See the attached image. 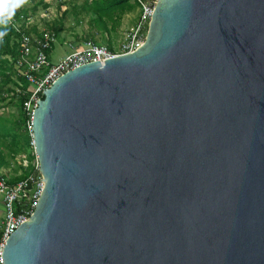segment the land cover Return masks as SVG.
<instances>
[{"label": "water", "instance_id": "obj_1", "mask_svg": "<svg viewBox=\"0 0 264 264\" xmlns=\"http://www.w3.org/2000/svg\"><path fill=\"white\" fill-rule=\"evenodd\" d=\"M31 135L45 186L4 264H264V0H157Z\"/></svg>", "mask_w": 264, "mask_h": 264}, {"label": "built area", "instance_id": "obj_2", "mask_svg": "<svg viewBox=\"0 0 264 264\" xmlns=\"http://www.w3.org/2000/svg\"><path fill=\"white\" fill-rule=\"evenodd\" d=\"M133 1L139 4L140 12L137 22L125 33L119 50L93 39H87L73 45V52L59 63L53 64L50 61V51L57 38L55 31L50 29L33 31L29 13L23 3H16L15 0H0V8L6 4L12 5L0 16V19L5 20V24L14 29L19 53L14 63L16 71L14 78L19 85L15 86L12 95L26 96L23 109L31 130L34 109L38 101L42 98L44 90L61 75L89 62H105L117 55L133 53L145 43L157 0ZM1 40L4 41V38L2 37ZM24 81L28 84L27 87H24ZM24 166H30L31 172L16 182H12L11 175L0 169V194L4 203V214L0 219V264H4L3 244L12 232L31 217L45 186L37 156L31 164L26 160Z\"/></svg>", "mask_w": 264, "mask_h": 264}, {"label": "rangeland", "instance_id": "obj_3", "mask_svg": "<svg viewBox=\"0 0 264 264\" xmlns=\"http://www.w3.org/2000/svg\"><path fill=\"white\" fill-rule=\"evenodd\" d=\"M86 1L90 0H25V2H23L25 10L29 13L28 15L32 26H36L39 31L52 30L50 25H55V27L61 29V33L57 35L52 50L50 51V61L53 64L59 63L69 53L73 52V45L80 44L87 39H93L107 46H109L108 41H110L111 45L119 50L125 33L137 22L140 6L133 0L129 2L132 9L122 14L120 17L121 19L119 18V11H116V14L113 12L114 21L110 19L96 21L92 20L94 17L93 13L84 14V12L82 14H77L73 11V5H82ZM45 4L48 6H45ZM104 22L108 25L109 31H105L103 26L105 24ZM11 85L12 84H10V86ZM13 100L14 99L11 97L6 100L0 99V117L7 125L16 124L20 115V111L17 106L14 105ZM19 132L23 133V128H21ZM19 139L21 140L19 145H25L22 136L19 137ZM26 152L24 151L18 154L12 167L9 169H0L11 176L13 174L19 176L23 173V168H20V165L24 166L26 160L30 164L35 160V158L28 159ZM1 197L2 195L0 194V219L4 214V203Z\"/></svg>", "mask_w": 264, "mask_h": 264}, {"label": "trees", "instance_id": "obj_4", "mask_svg": "<svg viewBox=\"0 0 264 264\" xmlns=\"http://www.w3.org/2000/svg\"><path fill=\"white\" fill-rule=\"evenodd\" d=\"M129 2L130 0H90L86 1L82 5H73L72 9L77 14H82L84 12V14L93 13L94 17L92 20L104 21V19H110L111 21H114L115 18L113 12L116 14V11H119L120 18L122 14L132 9ZM45 6L48 5L45 4ZM104 23L105 24L103 26L105 31H109L108 25L106 22ZM50 28L55 31L56 35L61 33V29L55 27V25H50ZM32 30L39 32L36 26H33ZM0 33H4L2 35L4 41H2V37H0V99L6 100L9 97L13 98L14 105L17 106L20 111V115L18 117L19 119L16 124L7 125L0 117V168L9 169L12 167L17 155L21 152L28 151L29 153L26 152L28 159L35 158L36 154L32 144V130L28 126L27 117L23 109V102L26 96L16 97L12 95V92L15 90V86L19 85L18 81L14 78L16 72L14 63L19 55L17 44L15 43L14 29L9 28L5 23H3L0 24ZM108 45L110 48H113L110 41H108ZM24 83V87H27L28 84L25 81ZM10 84L12 85L10 86ZM21 128L24 130L23 133L19 132ZM21 136L25 143L23 146L19 145V143H21L19 137ZM20 168H23V173L19 176L13 174L11 176L12 182L23 179L31 172L30 166L24 167L23 165H20Z\"/></svg>", "mask_w": 264, "mask_h": 264}, {"label": "clouds", "instance_id": "obj_5", "mask_svg": "<svg viewBox=\"0 0 264 264\" xmlns=\"http://www.w3.org/2000/svg\"><path fill=\"white\" fill-rule=\"evenodd\" d=\"M15 2H16V3H23V2H25V0H15ZM11 7H12L11 4H6V5H4L2 8H0V16H2L3 13L6 12V11H7L9 8H11ZM3 23H5V20L0 19V24H3ZM3 34H4V33H0V37H2Z\"/></svg>", "mask_w": 264, "mask_h": 264}]
</instances>
